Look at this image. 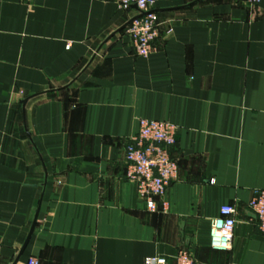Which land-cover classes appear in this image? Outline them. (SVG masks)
<instances>
[{"label":"crops","instance_id":"1","mask_svg":"<svg viewBox=\"0 0 264 264\" xmlns=\"http://www.w3.org/2000/svg\"><path fill=\"white\" fill-rule=\"evenodd\" d=\"M137 56L138 14L111 0H0V264H264L248 207L264 189V0H158ZM177 126L166 205L125 178L139 118ZM231 247L209 245L223 205Z\"/></svg>","mask_w":264,"mask_h":264},{"label":"built area","instance_id":"2","mask_svg":"<svg viewBox=\"0 0 264 264\" xmlns=\"http://www.w3.org/2000/svg\"><path fill=\"white\" fill-rule=\"evenodd\" d=\"M32 3L34 0H22ZM117 7L126 9L134 6L138 14L125 28L137 56L148 57L151 44L158 37L159 18L156 11L158 0H111ZM260 0H248L250 5ZM177 126L169 121L139 118L136 133L124 147L126 163L125 178L134 184L138 197L149 211L158 209L157 200L166 205L165 196L170 183L177 177L178 166L171 155L176 143ZM248 207L257 219V227L264 234V189L252 192ZM236 209L226 204L220 207L219 215L209 225V245L216 250H228L234 237ZM2 245L0 243V258ZM174 264H195L191 253L180 248ZM25 264H38L35 257H29ZM145 264H170L164 256H154Z\"/></svg>","mask_w":264,"mask_h":264},{"label":"water","instance_id":"3","mask_svg":"<svg viewBox=\"0 0 264 264\" xmlns=\"http://www.w3.org/2000/svg\"><path fill=\"white\" fill-rule=\"evenodd\" d=\"M131 21V20H130Z\"/></svg>","mask_w":264,"mask_h":264}]
</instances>
